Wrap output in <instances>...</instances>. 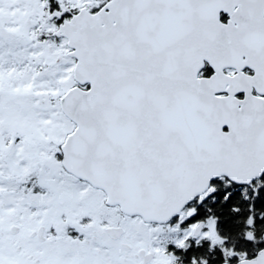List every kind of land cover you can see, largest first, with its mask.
<instances>
[{
	"label": "snow or ice",
	"instance_id": "obj_1",
	"mask_svg": "<svg viewBox=\"0 0 264 264\" xmlns=\"http://www.w3.org/2000/svg\"><path fill=\"white\" fill-rule=\"evenodd\" d=\"M0 264H264V0H0Z\"/></svg>",
	"mask_w": 264,
	"mask_h": 264
}]
</instances>
